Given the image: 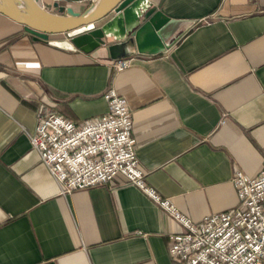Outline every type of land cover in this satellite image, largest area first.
Listing matches in <instances>:
<instances>
[{
  "label": "crops",
  "instance_id": "crops-1",
  "mask_svg": "<svg viewBox=\"0 0 264 264\" xmlns=\"http://www.w3.org/2000/svg\"><path fill=\"white\" fill-rule=\"evenodd\" d=\"M151 1L193 21L121 70L105 44L60 47L49 39L65 31L35 38L0 12V264H183L168 249L182 224L141 187L116 174L63 194L31 144L39 115L105 112L110 86L131 109L146 183L191 219L236 202V169H264V0Z\"/></svg>",
  "mask_w": 264,
  "mask_h": 264
},
{
  "label": "built area",
  "instance_id": "built-area-1",
  "mask_svg": "<svg viewBox=\"0 0 264 264\" xmlns=\"http://www.w3.org/2000/svg\"><path fill=\"white\" fill-rule=\"evenodd\" d=\"M121 70L132 55L112 58ZM108 108L79 122L56 111L39 115L32 132V146L57 179L59 190L107 184L120 174L141 187L183 228L171 232L169 252L183 264H264V169L255 175L233 172L236 202L195 221L183 214L170 197L146 183L132 133V113L126 98L114 87L106 89Z\"/></svg>",
  "mask_w": 264,
  "mask_h": 264
},
{
  "label": "water",
  "instance_id": "water-1",
  "mask_svg": "<svg viewBox=\"0 0 264 264\" xmlns=\"http://www.w3.org/2000/svg\"><path fill=\"white\" fill-rule=\"evenodd\" d=\"M55 5L57 1H54ZM61 5V12L39 0H0V12L23 23L35 38L47 40L49 33L65 31L68 36L49 39L60 47L91 52L105 44L110 58L138 51L158 52L172 45L193 19L172 17L151 0H95L78 10Z\"/></svg>",
  "mask_w": 264,
  "mask_h": 264
}]
</instances>
